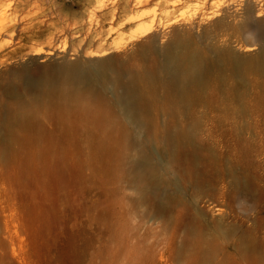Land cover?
Instances as JSON below:
<instances>
[{
    "label": "rangeland",
    "instance_id": "1",
    "mask_svg": "<svg viewBox=\"0 0 264 264\" xmlns=\"http://www.w3.org/2000/svg\"><path fill=\"white\" fill-rule=\"evenodd\" d=\"M135 1L0 0V14H4V18L0 15V83H44L45 77L51 80L65 76L67 67L73 63L89 76L95 69V58L90 55L97 50L107 53L103 58L116 57L117 64L129 58L138 59L146 37L135 39L134 35L141 29L153 24V35L165 32L167 35L164 33L155 45L161 48L173 38L175 31L183 28L181 24H169L170 28L163 30L169 22L164 17L167 12L171 13L169 19L180 13L195 17L197 31L191 32L194 36L208 37L218 32L217 19H201L200 14L208 12L202 0H183L184 4L173 13L155 2L137 6ZM248 1L253 12H264V0ZM241 24L251 30L238 36L240 46L235 52L251 58L256 50L245 49L253 43L254 33L264 37V14L254 15L250 20L244 17ZM215 41V48L222 51V38ZM235 44L232 42L231 47ZM39 50L53 52L54 56L37 62L34 53ZM255 80H258L256 76L249 75L248 84H254ZM256 102V106H249L243 118L232 113L225 115L219 105L202 116L198 131V142L202 139L198 145L202 146L199 152L186 156L193 165L189 168L193 169L191 175L179 161L169 158L173 147H165L160 134L152 135L144 130L136 138L150 159L151 170L143 169L144 179L132 186L124 175L127 164L117 151L106 146L96 149L91 139L73 150L53 144L48 163L43 151L33 149L17 153L15 165L1 163L0 264H192L190 245L184 243L189 233L206 234V241L217 238L215 242L225 246L226 239L216 230V222L223 229L233 226L235 236L242 229L256 227V235L261 239L264 100ZM197 111L201 116L207 110ZM166 122L173 128L171 122ZM177 125L186 129L189 123L180 121ZM48 127L57 138L59 129L49 123ZM128 153L131 156L134 152ZM211 155H216L213 161ZM229 170L233 173L227 175ZM194 172H199L200 177L194 178ZM233 175L252 184L256 194L232 190ZM151 202L156 205L163 202L165 215L171 213L167 217L150 210ZM189 213L200 217L197 225L188 224ZM184 216L182 223L180 218ZM183 234H186L184 239Z\"/></svg>",
    "mask_w": 264,
    "mask_h": 264
},
{
    "label": "bare ground",
    "instance_id": "2",
    "mask_svg": "<svg viewBox=\"0 0 264 264\" xmlns=\"http://www.w3.org/2000/svg\"><path fill=\"white\" fill-rule=\"evenodd\" d=\"M202 1L208 12H202L201 19L205 21L217 19L218 32L214 36H194L191 32L197 28L195 17L180 13L169 19L171 13L167 12L164 13V17L169 22L163 30L170 28L169 24H181L183 28L174 30L173 38L161 48L155 45L159 39L163 38L165 32H157L153 35V24L141 29L134 35L135 39L146 37L145 44L140 47L138 59L129 58L128 61L117 64L116 57L103 58L107 53L97 50L90 55L91 58H95V69L89 76L83 74L82 70L79 71L77 63H73L67 67V72L65 70V76L53 75L55 78L51 80L45 77L47 81L44 83L1 82L0 164L15 165L14 162L19 155L17 153L32 149L43 151L48 163L54 148L53 144H60L59 146L65 150L70 148L73 150V148L81 147L84 140L91 139L96 149L106 146L109 150L117 151L119 158L127 164L124 175L132 186L144 179L142 170L151 167L145 149L140 146L141 143L139 144L136 138V135L144 130L152 135L160 134L165 147H173L169 158L179 161L191 175L193 169L189 168L193 165L189 164L186 156L190 152L192 154L199 152L202 146L198 145L202 141L199 139L201 141L198 142L202 116H206L207 112H212L219 105L222 106L221 110L225 115L232 113L236 117L243 118L249 106L252 108L257 105V100L259 102L261 99L264 100V37L255 34V31L252 32L254 33L253 43H249L245 49L248 52L256 50L251 58H245L239 55V52H235V48L240 46L238 36H243L245 31L251 30L249 28L247 30L246 25L241 24L243 18L250 20L254 15L262 16L264 12L262 10L253 12L249 3L251 1L248 0ZM154 2L165 9L170 8L172 13L184 4L183 0H136L135 4L144 6ZM116 15L114 12L113 16L116 17ZM108 32L110 33L109 30ZM216 37L222 38V51L215 48ZM232 42L236 43L235 47H231ZM118 46L120 48V45ZM52 56L54 53L50 51L39 50L34 53L37 62L38 60L46 61ZM249 75L256 76L258 80H255L254 84H248ZM231 80L234 82L231 83ZM208 87L211 88L207 92ZM252 91H254L253 94H251ZM202 108H206L207 111L201 112V116L197 115L199 113L197 109ZM166 121L171 122L174 125L173 128H169ZM180 121H187L189 126L181 129L177 125ZM48 123L55 129H59L60 134L57 138L53 136ZM128 152L134 153L130 156ZM215 157L210 156L212 161ZM232 173L233 170L231 172L229 170L227 175ZM193 177L199 178V172H194ZM232 179V190L256 194L252 184L243 179L240 181L234 175ZM166 196L168 198L167 194ZM155 199L157 200L156 196ZM161 200L164 201L162 198ZM169 201L172 200L169 199ZM164 203L159 202L157 205L152 203L149 209L160 212L163 216L166 209ZM170 205L172 206L171 203ZM170 208L167 207L169 210ZM170 213L169 211L168 214ZM168 214L165 216L168 217ZM174 216L177 218V215ZM198 217L195 213L192 215L189 213L188 224L197 225ZM184 219L185 216L180 218V222L183 223ZM218 223L214 225L226 239L225 246L217 244L215 242L217 238H214L215 241H206V234L204 236L194 233L187 235L184 243L190 245L192 264H264V234L259 239L256 235V227L251 226L242 229L235 236V230L231 228L233 226L223 229Z\"/></svg>",
    "mask_w": 264,
    "mask_h": 264
}]
</instances>
